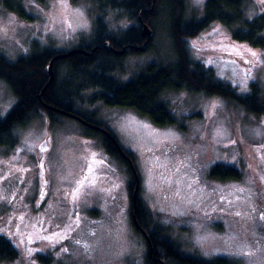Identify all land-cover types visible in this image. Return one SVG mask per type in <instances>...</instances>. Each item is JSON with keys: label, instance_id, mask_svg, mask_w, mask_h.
<instances>
[{"label": "rangeland", "instance_id": "374dc122", "mask_svg": "<svg viewBox=\"0 0 264 264\" xmlns=\"http://www.w3.org/2000/svg\"><path fill=\"white\" fill-rule=\"evenodd\" d=\"M183 1L187 17L204 16L207 0ZM24 4L31 19L0 0V52L12 60L34 46L69 51L93 35L97 6L90 0ZM245 12L257 16L264 2L247 0ZM167 15L163 10L152 27L153 48L127 55L116 76L128 81L150 63L175 58ZM107 20L116 33L134 23L116 11ZM189 47L194 60L240 93H249L251 82L264 88V48L234 40L228 27L211 25L191 37ZM93 93L83 92L84 107L134 153L142 199L175 242L205 259L264 264V114L221 96L173 92L166 99L177 117L202 115L185 118L182 130L159 127L133 109L90 105ZM16 104L10 85L0 80V119ZM19 134L15 147L0 146V234L21 257L0 264H47L39 254L51 255L50 264H143L147 247L133 224L131 177L101 138L87 136L76 119L53 121L45 113ZM219 163L238 168L242 178H211Z\"/></svg>", "mask_w": 264, "mask_h": 264}, {"label": "trees", "instance_id": "16d2710c", "mask_svg": "<svg viewBox=\"0 0 264 264\" xmlns=\"http://www.w3.org/2000/svg\"><path fill=\"white\" fill-rule=\"evenodd\" d=\"M24 1L2 0V5L23 19H31L32 16L28 13ZM90 1L97 6L93 35L90 39H81L73 49L81 48L89 52H93L95 47L97 49L92 54L76 53L56 60L55 79L44 92L43 89L50 79L47 70L49 62L57 53L66 50L34 46L30 54L19 56L15 60L0 52V80L7 81L17 97L14 108L5 118L0 119V146L15 147L19 142V132L44 113L53 121L62 117L76 119L85 129L87 136L101 138L108 154L120 161L131 177L129 187L133 224L144 238L147 247L143 264H236L226 257L205 259L186 253L170 233L156 222L140 192L134 216L133 193L136 177L130 160L137 169V159L134 153L122 146L120 147L128 156L121 154L114 141H117L115 134L96 118L95 111L84 107L82 96L83 92L93 90L90 105L102 102L110 107L133 109L159 127L176 126L182 130L187 128L185 118L202 115L196 113L183 118L177 117L166 99V96L173 92L221 96L250 114L262 115L264 88L257 82H251L249 93H240L231 83L219 78L213 68L192 58L189 41L191 37L219 23L231 30L234 40L264 48V12L251 19L247 18L245 12L247 0H207L204 16L201 18L187 17L183 0H156L155 3L153 0ZM163 10L168 11L170 38L175 58L168 63L164 61L150 63L128 81L120 79L116 73L124 72L123 61L126 54L138 53L135 48L145 44L147 40L142 36V21L154 27ZM111 11L134 21L133 25L120 32H114L107 20ZM106 42L116 49L125 48L128 53L124 55L112 53L108 51ZM153 46L152 38L145 44L142 52L151 50ZM63 112H70L87 122L101 125L112 136L87 126L76 117ZM210 176L222 181L238 180L242 178V172L234 166L219 163L212 167ZM20 257V251L12 240L0 234V263L13 262ZM38 258L42 263H52L51 255L39 254Z\"/></svg>", "mask_w": 264, "mask_h": 264}, {"label": "water", "instance_id": "95a60500", "mask_svg": "<svg viewBox=\"0 0 264 264\" xmlns=\"http://www.w3.org/2000/svg\"><path fill=\"white\" fill-rule=\"evenodd\" d=\"M153 2L155 3L156 0H153ZM142 22H143L142 36L143 37H146V36L148 37V40L145 42V44H147L149 42V40H151L153 38L154 31H153L152 28L149 27V25L146 22H144V21H142ZM145 44L142 45V46H138L136 48L137 51H143L145 49ZM106 47H107L108 50H110L112 52H115L116 54H119V55H122V53L125 52L124 50H117L116 48L111 46V44L109 42H106ZM76 53L91 54V53H89L88 51H86L84 49L75 48V49H71V50L66 51V52L57 53L51 59V61L49 62L48 66H47L48 75H49L50 79H49L47 85L45 86V88L43 89V92L45 91L47 86H49L55 79V72H54V63H55V61L58 60V59L67 58V57L72 56V55H74ZM43 92H42V94H43ZM41 95H40V97H41ZM47 107L55 109V110H58V111H61L60 109H57V108H54V107H51V106H48V105H47ZM63 113H65L67 115H70V116H73V117H76L77 119H79L82 123H84L87 126H91V127L95 128V129H97L99 131H102V132L106 133L107 135H111L110 132L106 128L101 126V125H96V124L87 122L86 120L82 119L80 116L72 114L70 112H63ZM114 141L118 145L121 154L123 156L127 157L128 156L127 153L120 147L119 143L116 140H114ZM130 161H131V165H132L135 177H136V186H135V190H134V194H133V196H134L133 197V202H134V205H135V214H134V216H135L136 215V211H137L138 194H139V188H140V177H139L138 171H137V169H136V167L134 165V162L132 160H130ZM136 223L138 224L137 220H136ZM162 264H164V263H162Z\"/></svg>", "mask_w": 264, "mask_h": 264}, {"label": "snow or ice", "instance_id": "6c2138e0", "mask_svg": "<svg viewBox=\"0 0 264 264\" xmlns=\"http://www.w3.org/2000/svg\"><path fill=\"white\" fill-rule=\"evenodd\" d=\"M262 2H264V0H262ZM60 3H61L63 6L66 7V0H60ZM64 22L67 23V21H64ZM68 27H71V24H70V23L68 24ZM216 50H222V49H216ZM234 54H235V55H240V52L234 50ZM251 55H252V56H256V53H255V52H252ZM145 127H146V126H145ZM86 179H88V178L86 177Z\"/></svg>", "mask_w": 264, "mask_h": 264}, {"label": "bare ground", "instance_id": "6f19581e", "mask_svg": "<svg viewBox=\"0 0 264 264\" xmlns=\"http://www.w3.org/2000/svg\"><path fill=\"white\" fill-rule=\"evenodd\" d=\"M202 17H203V16H202ZM147 24H148V23H147ZM148 25H149V24H148ZM149 27H150V28H152L150 25H149ZM152 29H153V31H155V29H154V28H152ZM144 38H147V40H148V37H147V36H146V37H144ZM147 40H146V41H147ZM143 45H144V44H143ZM138 46H142V45H138ZM138 46H137V47H138ZM137 47H136V48H137ZM136 48H135V49H136ZM96 49H97V47H95V48L93 49V52H94ZM117 50H124L125 52H124V53H122V55L126 54V52H127V50H126L125 48H124V49H117ZM108 51H110V50H108ZM136 51H137V49H136ZM88 52H89V51H88ZM93 52H92V51H90L89 53H91V54H92ZM110 52H112V51H110ZM138 52H142V51H138ZM112 53H115V52H112ZM127 53H128V52H127ZM115 54H116V53H115ZM129 54H131V53H129ZM129 54H126V56H127V55H129ZM118 55H119V54H118Z\"/></svg>", "mask_w": 264, "mask_h": 264}]
</instances>
